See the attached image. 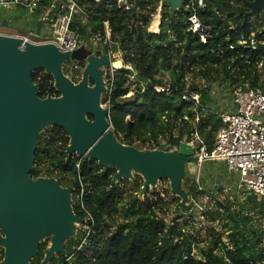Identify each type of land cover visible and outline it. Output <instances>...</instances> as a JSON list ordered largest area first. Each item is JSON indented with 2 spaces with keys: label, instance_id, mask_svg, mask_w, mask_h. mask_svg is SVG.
I'll return each instance as SVG.
<instances>
[{
  "label": "trees",
  "instance_id": "1",
  "mask_svg": "<svg viewBox=\"0 0 264 264\" xmlns=\"http://www.w3.org/2000/svg\"><path fill=\"white\" fill-rule=\"evenodd\" d=\"M74 1L90 12L92 20L87 21L78 14L72 28L85 41H89L93 35L104 36L105 23L111 42L118 45L125 62L136 67L139 79L152 82L144 91L137 89L133 100L127 101L130 71L122 69L113 76L111 92L103 98V104L110 112L112 130L125 145L137 149L148 146L154 149L161 144V140H169V146L173 149L196 131L204 138L212 153L215 137L224 125L222 116L213 113L208 107L212 100L213 84L227 79L232 85V92L247 84L252 88L264 89V72L259 69L264 61V46L261 45L256 52L242 47L231 51L225 46L227 36L232 35L236 43L250 28L251 18L245 17L244 9H231V0H207L208 10L200 13L201 19L213 30V39L208 45H202L195 37L184 36L187 28L186 15L167 12L166 8L162 14L161 32L153 34L151 17L157 7L155 0L134 1L131 13L118 8L115 3L94 5L91 0ZM49 2L50 0H46L43 6H47ZM133 13L136 14L135 24ZM12 21L2 18L0 24L4 25L6 22L14 25V20ZM257 24L261 26L260 23ZM175 54L178 59H175ZM173 60L176 61L175 67ZM162 69H167L171 77L173 90L169 95L153 89L154 86L164 85L163 79L158 76ZM190 69L193 70L190 91L201 97V105L197 109L183 101L181 96L186 90L185 80ZM33 80L39 85V96L42 99L59 96L51 75L37 71L33 74ZM202 109L207 114H201ZM196 115L199 116L198 125L193 124ZM89 118L94 119L92 116ZM69 140L66 131L57 126L42 134L30 175L33 179L56 178L62 185L73 187L74 196L81 193L80 180L85 185L84 205L93 216L95 224L88 245L82 253L76 255L72 264L264 263V226H255L251 217H242V211H233L230 203H218L224 210L223 214L209 212L206 216L211 223L219 221L223 230L211 227L210 240L203 248L199 237L192 234L194 231L190 230L188 222L180 223L179 220L184 216L177 217L174 211L175 217L167 221L169 207L180 202L178 197H174L169 203L159 193L152 192L143 201L139 200V194L127 199L125 185L128 181L124 180L116 186L112 184L115 170L106 172L97 162L85 163L75 155L67 160L65 150ZM140 183L138 180L134 185L136 192L140 191ZM197 188L192 182L190 193L194 194ZM252 204L264 216V199ZM182 210L190 214L191 207ZM74 211L80 218H86L80 203L74 205ZM118 214H122L125 220L112 230V217ZM192 217L194 215L190 214V218ZM83 236L84 234L70 241L68 255L72 254V247L78 245ZM225 239L233 245L232 250L223 242ZM47 243H41L34 259L37 260L35 264H41ZM219 244L225 249L224 253ZM89 253L91 256L87 257ZM3 258L4 250L0 248V261ZM66 258H54L52 262L64 263Z\"/></svg>",
  "mask_w": 264,
  "mask_h": 264
},
{
  "label": "water",
  "instance_id": "2",
  "mask_svg": "<svg viewBox=\"0 0 264 264\" xmlns=\"http://www.w3.org/2000/svg\"><path fill=\"white\" fill-rule=\"evenodd\" d=\"M163 1L172 13L183 8L181 0ZM246 5L250 9L246 17L259 19L264 0L246 1ZM132 17L135 24L136 14ZM35 33L51 34L39 22ZM69 61L87 63L78 84L64 73ZM110 67L101 46L95 53L84 46L68 53L54 44H24L18 37L0 34V248L4 250L0 264H30L43 242L48 243L41 264L66 257V241L86 223L74 211V188H62L56 178L33 179L30 175L39 137L50 127H60L68 134L67 160L75 155L85 163L97 162L106 172L115 170L114 186L141 176L144 184L139 200L155 191L160 180L169 179L173 195L180 199L175 216L184 215L190 192L183 188V179L189 166L198 162L194 147L187 139L169 152V140L150 150L121 143L102 102V96L109 93ZM41 70L53 77L59 96H39L33 74Z\"/></svg>",
  "mask_w": 264,
  "mask_h": 264
},
{
  "label": "built area",
  "instance_id": "3",
  "mask_svg": "<svg viewBox=\"0 0 264 264\" xmlns=\"http://www.w3.org/2000/svg\"><path fill=\"white\" fill-rule=\"evenodd\" d=\"M46 0H0V12L10 11L15 13L17 10H24L27 18H37L38 22L47 29L51 34L45 37L34 33L28 35H19L17 33L10 34L0 31L2 35L14 36L22 39L23 43H30L34 45L54 44L62 52L74 53L82 45V35L72 28L74 24L75 16L80 14L85 20H92L90 12L82 8L74 0H50L47 6H43ZM94 5L115 3L118 8L123 9L127 13H131L134 9L133 2L137 0H91ZM157 7L155 13L152 15V29L153 34L158 35L161 32L162 14L165 8L163 0H155ZM183 2V8L177 12H182L186 15L187 28L184 30V36H192L202 45H208L210 40L213 39V30L206 24L200 17L201 12L208 10L207 0H181ZM246 1L254 2L255 0H231L230 6L234 10L235 7L244 9L246 14L250 11L246 5ZM264 9L260 10V18H254V21L250 19L247 33L242 35L236 43H234V37L232 35L227 36L225 46L231 51L237 50L239 47L244 49H251L253 52L259 50L260 46H264ZM221 16V15H220ZM84 23H86L84 21ZM260 23L261 26H258ZM89 26L91 24L89 23ZM105 34H97L89 39V42L93 41L99 43L102 47H107V53L105 55L110 60L111 67L109 69V93L114 85V75L116 72L122 69L130 71L128 74L127 87L130 89V93L137 92V89L141 88L143 91L150 87L151 80H141L138 78V71L136 67L125 62L123 53L119 51H113L110 47L113 43L106 30V24L104 23ZM105 51V50H104ZM118 64V65H117ZM259 69L264 70V61L259 65ZM164 85L154 86L158 93H166L167 95L172 93V85L170 80L163 79ZM186 90L181 93L182 100L194 105L197 109L201 105V97L198 93L190 91L192 84L191 74H189L185 80ZM213 91V90H212ZM227 91V90H226ZM108 93V94H109ZM134 94V95H135ZM212 94V93H211ZM214 95V91H213ZM127 97H129L127 95ZM233 106L235 107L232 112L222 114L223 126L219 129L215 141L213 144V152L210 153L208 145L198 132H192L189 138H186L189 143L194 147V156L197 157V165L199 175H197V181L195 185L198 187L197 191L189 197V205L191 207L190 214H193L194 210L198 211V218L202 221H206V216L209 212L220 214L224 213L223 208L218 206V202L211 195L216 193L217 196L220 191L219 184H213L212 186H206L201 184L200 180V168L203 165L210 162H217L224 164L227 172L234 178V189L237 193L235 199L232 195V188L229 187L225 190L228 195L223 201L234 204L244 203L249 204V198L252 195H256L259 198L264 197V90L260 88H252L250 85L245 87H238L233 92ZM106 106V105H105ZM201 114H207L205 109H202ZM187 120V118H185ZM194 125L199 124V116L196 115ZM80 165H78V168ZM81 193L78 195L80 208L86 215L87 226L84 229V236L82 240L74 248L72 254H70L64 263L60 264H72L76 255L82 253L84 248L88 245L90 236L93 234L94 218L84 205V188L85 185L80 180ZM123 186V185H122ZM226 188V186H224ZM212 191H215L212 193ZM204 203V204H203ZM208 204V207L206 206ZM219 222V221H218ZM212 224V223H211ZM210 226V225H209ZM194 234V232L192 233ZM228 245L229 249H233V245L229 243V240H223ZM220 249L222 244H219ZM225 249L222 248L224 253ZM195 255V253L193 254ZM91 256V253L86 255ZM264 264V263H263Z\"/></svg>",
  "mask_w": 264,
  "mask_h": 264
},
{
  "label": "rangeland",
  "instance_id": "4",
  "mask_svg": "<svg viewBox=\"0 0 264 264\" xmlns=\"http://www.w3.org/2000/svg\"><path fill=\"white\" fill-rule=\"evenodd\" d=\"M165 8L167 9V12L171 11L170 7L168 5H166V4H165ZM171 13H172V11H171ZM12 14L13 13H11L10 11H4L3 10V11L0 12V19L6 18L8 20H10V19L14 20V23H13L14 25H12L11 28H7L6 29L5 27H2L1 24H0V31H6L7 33H10V34H14L15 33L14 31H16V33L19 34V35H28V34L34 35V33L36 31V25L38 23V19L37 18H35V19L34 18H30V19L27 18L26 12L24 10L23 11L22 10H17L16 13H14L13 18L11 17ZM181 14H182V12L180 13V16H181ZM262 16L264 17L263 13H262ZM251 20L254 21V18H251ZM98 43H99V41H98ZM98 43H95L93 41H91V42L85 41L83 38H82V41H81V45L84 46L86 49H88L89 52H91V53H95L96 50H98V48L100 46V44H98ZM102 48L107 52V50H108L107 47H103L102 46ZM110 48L113 51H116V52L119 51L118 45L116 46V45L113 44V46L110 47ZM175 59H178L176 54H175ZM172 62L174 64L173 66L175 67L176 61L173 60ZM76 64H77L76 62L69 61L66 64H64V69L66 71L65 73L68 76V78L70 80H72L75 84H78L83 79V73H84V70H85V67H86L87 63L85 62L84 65H82V66H78ZM186 68H188V67H186ZM41 71H43V70H41ZM262 71L264 72V70H262ZM189 73L192 76L193 70L190 69ZM108 76H109V72H108ZM158 76H160L161 79H166V80H170L171 81V79H170L171 77H170L169 71L167 69H162ZM212 87L214 88L213 89V91H214V99L224 98L225 97V98H227L230 101L232 100V98H233L232 85H231L229 80H227V79L226 80H222V81L218 80V81H216L214 83V85ZM134 94L135 93H133V94L129 93L128 94L129 97H127L126 100L127 101H132ZM104 96H105V94L102 96V102H103ZM224 106H225L224 104L221 105V107H224ZM210 108H211V111L213 113H217V112H220L221 114L224 113V112L220 111L221 108H218L215 105L213 107H210ZM51 128H53V127H50L48 129H45L44 131H42L41 135L44 134L47 130H49ZM166 141L165 140H161V144L166 143ZM173 149H171L170 146H168L167 149H166V152L172 151ZM139 150H150V147L148 146V147H146L144 149H139ZM210 163H216V162H210ZM203 171H204V165L202 166V168H200V180H201L200 182H201V184H202ZM197 175H199V170H198L197 165L196 164L190 165L189 169L187 170V173H186V175H185V177L183 179V188L185 190H188L190 192L189 187H191L192 182L196 183ZM138 180L141 181V183H140L141 184V188H140V191L138 189L139 192H136L137 190H134V185H135V183ZM126 181H128V184L125 185L126 198L127 199L129 198V196L133 197L134 195H138V194L140 195L141 194L142 188H143V184H144L143 183V178L141 176L137 175L134 182L129 181V180H126ZM213 182H215V180L211 179V185H213ZM204 185L209 186V187L211 186L209 183L204 184ZM61 186H62V188H65V189H68V188L71 187V186H64L62 184H61ZM156 187H157L156 190L155 191H151L150 190L148 192V195L151 194L152 192L159 193L161 195V197L165 198L166 201L169 202V203L173 200L174 197H176L172 193V187H171V183H170L169 179L160 180L157 183ZM191 195L192 194L190 193V196ZM263 199L264 198H259L256 195H252L249 198V200L251 201L250 204H247V203H244V205H242L241 203L234 204L233 202H230V201H229V203H230L231 209L233 211H240V212L242 211V213H241L242 217L243 216L244 217H246V216L251 217L252 218V223L255 226L261 227V226H264V216H261V214H259L260 210L255 208V205L252 204V202H261ZM71 200H72L73 208H74L75 204H77V205L79 204L78 203L79 202L78 196L77 195L74 196V193L71 194ZM143 200H144V197L142 198V201ZM206 206L208 207V204H206ZM175 207L176 206H174V205H170L169 213H168V216H167V221H171L172 218L175 217V216H173V212L175 211ZM240 207H241V210H240ZM243 207H244V209H243ZM193 214H194V217L190 218V214L184 212V215H183L184 217L182 216L183 218L181 220H179V221H180V223L181 222L184 223L185 221L188 222L187 224L190 227V230L194 231V235H197V237H199L200 242H202L200 244V246L204 248L206 246V244L210 240L209 229L211 227H215L218 231H220V230H223V226L218 221L217 222H213L211 224V222L208 219H206V221L200 220L197 217L198 216V211L197 210H194ZM112 219H113L112 222L114 223V225L112 227V230H115V228L118 225L122 224V222L125 220V217L122 214H118V215L113 216ZM86 226H87V221L84 224H80L78 232H77V235L75 237H72L71 239L66 241V243H65L66 244V248H65L66 251L68 249L67 247H68V244L70 243V241H72L73 239H77L78 237H81V235L84 233V229H85ZM50 240H51V238H49L48 241L50 242ZM76 245H74L72 247V251L74 250ZM68 256L69 255H68V251H67V256L66 257H68ZM60 257H63V256L61 255L58 258H60ZM36 261L37 260L33 259L31 264H35ZM51 264H53V262Z\"/></svg>",
  "mask_w": 264,
  "mask_h": 264
},
{
  "label": "crops",
  "instance_id": "5",
  "mask_svg": "<svg viewBox=\"0 0 264 264\" xmlns=\"http://www.w3.org/2000/svg\"><path fill=\"white\" fill-rule=\"evenodd\" d=\"M16 13V12H15ZM14 14H12V18H13ZM13 19H10L9 21H12ZM2 27L7 28H11L12 24L6 23L4 25H1ZM6 32V31H3ZM16 33V31H14ZM214 85V84H213ZM214 89V88H213ZM212 89V90H213ZM220 97V96H219ZM224 104V107H221V105ZM216 106L218 108H221L220 111L224 112L223 115H225L226 113L232 112L234 110V106H233V100H228L227 98H218V99H214V95H213V91H212V100H211V104L208 106L213 107ZM226 108V109H225ZM223 109V110H222ZM218 116H222V114L220 112L216 113ZM212 164V165H211ZM193 165V164H192ZM210 179V180H209ZM211 179H214L215 182H213V184H219L220 188L218 191H220L218 193V195L216 196L214 193L215 191H212L211 196L213 198H215V200L218 203H223L224 199L228 196L225 193V190L229 187L232 188V195L233 197L236 199L237 198V193L235 191L234 187V178L227 172L224 164L222 163H207L204 165V171H203V177H202V183L203 184H207L209 183L211 185ZM212 186V185H211ZM224 186H226V188H224ZM264 198V197H263ZM227 203V202H226ZM250 203V201H249ZM263 244H264V236H263Z\"/></svg>",
  "mask_w": 264,
  "mask_h": 264
},
{
  "label": "flooded vegetation",
  "instance_id": "6",
  "mask_svg": "<svg viewBox=\"0 0 264 264\" xmlns=\"http://www.w3.org/2000/svg\"><path fill=\"white\" fill-rule=\"evenodd\" d=\"M76 65H78V66H82V65H84V63H77Z\"/></svg>",
  "mask_w": 264,
  "mask_h": 264
},
{
  "label": "clouds",
  "instance_id": "7",
  "mask_svg": "<svg viewBox=\"0 0 264 264\" xmlns=\"http://www.w3.org/2000/svg\"><path fill=\"white\" fill-rule=\"evenodd\" d=\"M107 79H108V77H107ZM108 94V93H107ZM66 258V257H65Z\"/></svg>",
  "mask_w": 264,
  "mask_h": 264
},
{
  "label": "bare ground",
  "instance_id": "8",
  "mask_svg": "<svg viewBox=\"0 0 264 264\" xmlns=\"http://www.w3.org/2000/svg\"><path fill=\"white\" fill-rule=\"evenodd\" d=\"M118 65V64H117Z\"/></svg>",
  "mask_w": 264,
  "mask_h": 264
}]
</instances>
